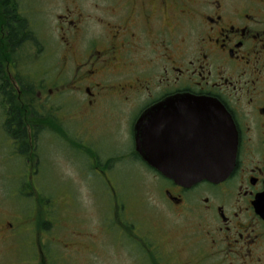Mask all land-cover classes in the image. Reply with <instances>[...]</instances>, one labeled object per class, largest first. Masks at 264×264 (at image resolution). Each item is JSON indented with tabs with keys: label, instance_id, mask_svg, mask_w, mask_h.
Segmentation results:
<instances>
[{
	"label": "flooded vegetation",
	"instance_id": "obj_1",
	"mask_svg": "<svg viewBox=\"0 0 264 264\" xmlns=\"http://www.w3.org/2000/svg\"><path fill=\"white\" fill-rule=\"evenodd\" d=\"M195 100L223 108L237 150L225 179L183 187L136 145L188 149L204 121ZM57 157L107 182L125 163L157 180L170 234L137 231L110 190L114 244L134 264H264V0H0V192L45 208L65 176ZM12 220L0 212V264L12 246L27 253L16 264H53L44 237L16 238ZM94 239L81 253L67 243L63 261L90 264Z\"/></svg>",
	"mask_w": 264,
	"mask_h": 264
},
{
	"label": "rangeland",
	"instance_id": "obj_2",
	"mask_svg": "<svg viewBox=\"0 0 264 264\" xmlns=\"http://www.w3.org/2000/svg\"><path fill=\"white\" fill-rule=\"evenodd\" d=\"M56 164L60 169L65 167L61 157L56 158ZM121 171L123 173L116 181L107 182L87 171L84 162L71 158V164L65 167V176L61 178L64 180L53 176L48 181L51 195L42 198L49 202L45 208L39 207L34 197H10L0 192V212L17 218L12 220L16 225V238L44 237L45 251L51 255L49 262L54 260L53 264H79L82 256L73 252H84L81 245L85 237H96L103 242L101 256H93L90 264H94V260L96 264H134L136 259L131 260L129 247L114 244L120 232L114 227V196L110 195V190H116L118 202L126 206L130 225L136 226L140 233L152 236L156 232L159 235L161 230L169 232L173 221L161 202L157 180L137 164L125 163ZM41 223L46 224L43 230ZM108 226L110 232H106ZM67 243L74 250L67 258L68 263L63 261ZM14 248L12 246L10 254L4 257L9 264H16L23 253L27 256L21 249L15 252ZM22 263L28 264V260Z\"/></svg>",
	"mask_w": 264,
	"mask_h": 264
},
{
	"label": "water",
	"instance_id": "obj_3",
	"mask_svg": "<svg viewBox=\"0 0 264 264\" xmlns=\"http://www.w3.org/2000/svg\"><path fill=\"white\" fill-rule=\"evenodd\" d=\"M193 113L204 119L195 132L194 143L177 154H166L160 147H142L137 152L142 159L162 176L177 185L189 187L203 180L219 182L233 169L237 136L228 114L218 105H203V100L192 101Z\"/></svg>",
	"mask_w": 264,
	"mask_h": 264
}]
</instances>
